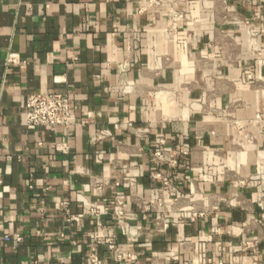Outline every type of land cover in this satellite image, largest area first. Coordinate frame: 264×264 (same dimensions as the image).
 <instances>
[{
  "label": "crops",
  "instance_id": "obj_1",
  "mask_svg": "<svg viewBox=\"0 0 264 264\" xmlns=\"http://www.w3.org/2000/svg\"><path fill=\"white\" fill-rule=\"evenodd\" d=\"M158 1L0 0V264H264V0ZM47 92L76 125L25 126ZM153 172L204 216L145 212Z\"/></svg>",
  "mask_w": 264,
  "mask_h": 264
},
{
  "label": "built area",
  "instance_id": "obj_2",
  "mask_svg": "<svg viewBox=\"0 0 264 264\" xmlns=\"http://www.w3.org/2000/svg\"><path fill=\"white\" fill-rule=\"evenodd\" d=\"M150 5L163 4L158 0H148ZM171 19L173 22H178L182 19L181 14H172ZM136 48L133 39H128V48ZM13 60L8 59L7 63H12ZM247 80H251V76H246ZM24 118L25 126L29 128H62L68 130L71 126L77 124L76 116L73 113L72 104L66 94L60 93H38L28 96L24 103ZM258 119V118H257ZM97 141V138L95 139ZM182 155H186V150H181ZM153 157L159 162L166 163L169 166L175 165V160L170 158L166 153L162 151H155ZM150 177L159 183L153 198L147 204L142 205V209L145 212L157 214L161 220L167 218L170 211H178L183 205H189L193 202L187 200L180 195L176 186L170 182L167 178L163 177L157 172L150 174ZM91 188L98 194H102L103 191L110 185L116 187L123 186L120 182H99L94 178H91ZM190 214L193 217H202L205 212L197 210L193 206ZM90 216L94 217L96 224L100 226V218L104 215V212L98 206H92L89 208ZM113 214L118 219H123L127 211L124 203L120 198L114 199L113 202ZM76 218L69 216V221H75ZM19 240V239H18ZM104 247L108 252L112 253L117 262L129 263L136 260L134 254L130 252L121 251L116 243V240L112 236H104L102 241H96L94 247ZM209 263V261H207Z\"/></svg>",
  "mask_w": 264,
  "mask_h": 264
}]
</instances>
